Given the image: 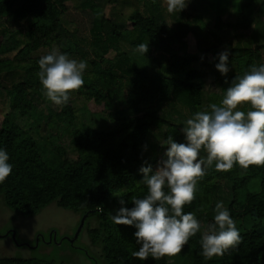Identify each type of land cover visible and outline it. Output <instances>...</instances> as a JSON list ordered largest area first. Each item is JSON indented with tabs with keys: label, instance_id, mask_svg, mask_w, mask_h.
I'll list each match as a JSON object with an SVG mask.
<instances>
[{
	"label": "trees",
	"instance_id": "trees-1",
	"mask_svg": "<svg viewBox=\"0 0 264 264\" xmlns=\"http://www.w3.org/2000/svg\"><path fill=\"white\" fill-rule=\"evenodd\" d=\"M65 1L0 0V16H7L13 25L22 20L27 22L28 42L23 47L27 54L55 44L63 47L65 36L61 31L65 21L89 29L94 51L100 59L91 60L92 69L84 74L85 83L80 89L86 88L96 101L119 99L122 112L142 115L126 124V132L116 137L109 131L94 129L80 122L81 116L69 102L61 106L56 116L71 125L72 142L79 152L78 159L74 161L63 158L61 149L55 144L52 146L49 138L48 142L34 138L31 132L6 116L0 127V149L8 153L12 173L0 183V196L7 207L23 216H34L53 202L79 213L81 217L89 213L85 222L95 216L99 223L88 231L92 243L101 244L108 264H171L169 256L159 260L149 257L144 261L134 257L127 237H134L135 227L117 225L112 222L111 215L120 207V199H124L125 206L131 208L134 198H144L148 194L140 169L150 165L155 171L164 161L159 156L146 154L154 132L162 123L166 124L161 132L162 141L172 136L175 142H180L178 125L159 115L163 101L178 89L183 95L181 102L197 108L202 104L203 92L197 82V71L192 67L197 56L187 53L186 33L193 31L206 43L211 39L207 34L196 32L195 24L184 21L182 12L176 24L170 26L161 7L153 6L144 11L136 8L127 19L118 21L115 16H105L91 0L82 17L71 12ZM262 4L264 11V0ZM241 14L244 15V11ZM255 19L252 14L251 20ZM193 20L198 21L195 17ZM215 25L226 28L229 23L218 18ZM245 26H248V20ZM203 28L207 29L205 25ZM121 38L135 48L141 43L148 44L146 54L154 52L161 55L160 59L153 53V57L148 54L164 63L169 74L151 73L147 68L139 67L120 47ZM211 44L204 46L200 41L199 47L203 52H210L217 64L219 53L227 49L219 51L213 44L208 48ZM109 52L113 53L112 57H106ZM229 53L228 66L232 70L224 76L223 91L235 77H242L251 66H259L263 62L258 44L239 46ZM26 68L27 73H33L32 66ZM29 85V80L24 79L7 90L13 105L24 113L31 104ZM50 147L53 156L48 154ZM201 153L206 154L204 151ZM222 182L230 193L226 207L236 222L241 242L223 256L206 259L202 255L201 233H197L182 249L187 252L188 264H264V166L244 169L237 164L230 171L218 172L213 162L206 169L205 176L199 179L196 198L184 207V212L194 213L201 221L209 209L208 199L211 200ZM118 184L125 189L112 199L116 210L111 212L108 200L112 188ZM85 254L91 258L88 252ZM0 264L56 263L38 258L0 256Z\"/></svg>",
	"mask_w": 264,
	"mask_h": 264
},
{
	"label": "rangeland",
	"instance_id": "rangeland-1",
	"mask_svg": "<svg viewBox=\"0 0 264 264\" xmlns=\"http://www.w3.org/2000/svg\"><path fill=\"white\" fill-rule=\"evenodd\" d=\"M91 1L100 8L105 16H115L118 21L127 19L129 14L136 8L144 11L153 6L162 7L163 11L161 10V12L165 14L168 22L171 25L176 24L174 22V13L170 14L166 10L165 0ZM204 1H207L214 10L224 8L229 3H236L237 9L247 11L251 8L250 4H253V0ZM89 3V0L65 1V4L69 6V10L79 14L80 17L85 15L84 10ZM203 11L206 17L202 20L207 24L206 33H208L209 39L212 40L210 43L214 41L216 45L220 44L216 42L218 37L221 41L226 42L227 38H229L227 30L220 33L215 30L213 25L215 21L214 15L209 10L203 9L200 0H190L187 7L181 11L183 14L181 16L184 21L197 26V24H201V21L194 14L202 13ZM194 17L198 21L193 20ZM228 19L233 20L231 15ZM84 22L86 24L87 20ZM126 23L130 24L128 21ZM249 31L247 30L246 32L249 33ZM61 32L65 36L62 42L63 47L55 44L27 54L23 51L24 45L28 42L27 22L22 20L18 25H13L7 16H0V127L5 117L10 116L22 128L31 132L34 138L42 142H48L47 139L49 138L53 142V144L51 143L52 146L55 144L61 149L63 158L74 161L78 159L79 152L74 142H72L71 125L69 126L64 120L57 118L56 111H60L61 106L53 104L43 94L42 85L37 76L39 71L38 60L41 56L48 54L53 48H57L61 53H65L71 58L86 61L88 65L84 73L86 74L92 69L91 60L93 58L100 59V57L94 51L93 37L89 29H86L83 25L78 26L74 22L65 21ZM184 39L187 43V53L197 56V59L192 62V67L197 71V82L203 92V101L198 108L183 103L180 101V97L183 96L181 91L175 89L160 105V117L178 125L181 134L179 143L186 142L182 132L184 122L197 111H211L208 106L213 103L219 105L225 94V91H223L224 75H221L216 69V63L213 62L211 53L203 52L199 47L200 41L204 46L210 43L202 41L199 35L193 31L186 33ZM119 45L139 67L147 68L151 73L169 74L164 63H159V61L154 60L148 54L150 53L152 57L155 54L158 58L161 55L154 52H152L153 54L151 52L141 54L130 42L122 38L119 40ZM211 46L213 45H209L208 48ZM112 56V52L106 53V57ZM28 65L33 68L32 74L27 73L26 66ZM228 67L230 69L228 73H230L232 67ZM24 79L29 80V98L31 101L30 107L25 113L13 105L7 91L15 82ZM69 105L81 116L80 122L94 129L109 131L116 137L126 132V129H124L126 124L142 115V113L122 112L123 108L119 105V99L113 100L112 98L101 102L96 101L86 88L72 93ZM240 110L247 111L248 106H242ZM165 126L166 124L162 123L159 130L154 132L146 152L148 155L159 156L164 160L166 159L167 146H161L164 143L161 138V132L165 129ZM48 154L54 155L52 148L48 150ZM201 156L204 157L206 154L201 153ZM219 186V189L212 195V201L208 199L209 209L201 220L202 224L214 221V209L217 202L222 201L226 207L230 193L224 182ZM124 189L125 187L120 184L112 188L108 200V207L111 212L116 210L112 199ZM80 218L81 215L79 213L64 209L55 202L34 216H23L7 207L0 196V256L38 258L52 261L56 264H108L104 259L101 244H93L88 231L90 227H95L99 223L95 216L85 222L76 240L70 241V238H73L77 231ZM10 230L14 231V237L17 242L11 235L2 236ZM49 230L55 231V240L44 242L43 238L40 237V241L36 242L37 233L48 239ZM21 243L26 245H21ZM127 243L133 251L138 250L139 245L136 244L135 237H127ZM85 252H88L91 258L87 257ZM169 261L171 264H188L187 252L182 251L175 256H169Z\"/></svg>",
	"mask_w": 264,
	"mask_h": 264
},
{
	"label": "clouds",
	"instance_id": "clouds-1",
	"mask_svg": "<svg viewBox=\"0 0 264 264\" xmlns=\"http://www.w3.org/2000/svg\"><path fill=\"white\" fill-rule=\"evenodd\" d=\"M189 2L165 0L166 10L180 13ZM136 50L145 54L148 44L141 43ZM229 55L228 50L219 53L215 65L224 76L230 71ZM38 65L43 94L57 106L67 104L71 94L84 86L86 61L53 48L40 57ZM242 106H248V110H240ZM208 107L211 111H197L184 122L186 142L177 143L172 136L164 141L161 146H167L166 159L155 171L150 165L140 169L148 194L134 198L131 208L120 199V207L111 215L113 223L135 227L139 248L132 255L142 261L179 254L197 233H201L206 259L223 256L241 242L236 222L222 201L215 205L214 221L207 224H202L194 213H185L184 207L196 198L197 183L213 162L218 172L230 171L237 164L244 169L264 166V64L253 65L242 77H235L220 104ZM202 151L206 156H201ZM11 173L8 153L0 149V183Z\"/></svg>",
	"mask_w": 264,
	"mask_h": 264
},
{
	"label": "crops",
	"instance_id": "crops-1",
	"mask_svg": "<svg viewBox=\"0 0 264 264\" xmlns=\"http://www.w3.org/2000/svg\"><path fill=\"white\" fill-rule=\"evenodd\" d=\"M200 1H201V6L203 7V9L209 10L211 14L214 15L215 21L213 25L215 27V30L218 33L227 30L229 38H227L226 42L221 41V39L218 37L216 39V42L220 44L216 45L214 41L212 43L214 46H218L219 51L221 50L223 51L224 49H227L230 52L233 48H237L239 46L240 47H253L255 46V44H258L261 47V55L263 59V62L261 63L260 61L259 63L264 64V11H263V4H262L263 0H253V4H250L251 8L247 11H244L245 16L241 14L242 11L239 10V8L237 9L236 3H232V4L229 3L224 8L214 10L212 7L209 6V3L207 1H204V0H200ZM241 1H246V0H241ZM161 10H162V7H161ZM252 14L254 17H256L255 21L251 20ZM179 15L180 13H174V16H175L174 22H176V19ZM194 15L195 17H198V20L201 21L200 22L201 24H197L195 31L198 33L208 34L206 33L207 29L202 28L204 27V25L207 27V24L205 23V21H203L206 17L204 11L202 13H196ZM230 15L233 20L228 19ZM218 18H221V20L225 23L226 22L229 23V26L226 28L216 27L215 24ZM224 18L228 20H225ZM247 20H248V26H245ZM169 25L174 26L175 23L174 25H171L169 23ZM247 30H250L249 33L246 32Z\"/></svg>",
	"mask_w": 264,
	"mask_h": 264
},
{
	"label": "flooded vegetation",
	"instance_id": "flooded-vegetation-1",
	"mask_svg": "<svg viewBox=\"0 0 264 264\" xmlns=\"http://www.w3.org/2000/svg\"><path fill=\"white\" fill-rule=\"evenodd\" d=\"M14 239V231L12 232V230H10L9 232H7L6 234H3L2 236H10ZM40 237L43 238V241L44 242H48V241H53L55 240V231L54 230H49L48 232V239H45V237L43 235H40L37 233V236H36V242H39L40 241ZM17 245H19V243H17ZM21 245H26L25 243H21Z\"/></svg>",
	"mask_w": 264,
	"mask_h": 264
},
{
	"label": "water",
	"instance_id": "water-1",
	"mask_svg": "<svg viewBox=\"0 0 264 264\" xmlns=\"http://www.w3.org/2000/svg\"><path fill=\"white\" fill-rule=\"evenodd\" d=\"M89 215V213H85L84 215H82V217L80 218V222H79V225H78V228H77V231L76 233L74 234L73 238H70V241L73 242L76 240V238L78 237L79 233L81 232L84 224H85V220L87 218V216ZM15 239V237H14ZM16 241V239H15ZM17 242V241H16Z\"/></svg>",
	"mask_w": 264,
	"mask_h": 264
}]
</instances>
